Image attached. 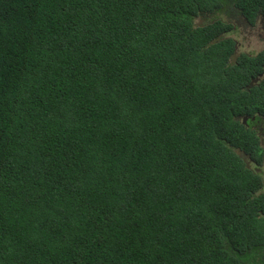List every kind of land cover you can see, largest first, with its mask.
I'll use <instances>...</instances> for the list:
<instances>
[{"label":"trees","instance_id":"obj_1","mask_svg":"<svg viewBox=\"0 0 264 264\" xmlns=\"http://www.w3.org/2000/svg\"><path fill=\"white\" fill-rule=\"evenodd\" d=\"M229 13L264 0H0V264H264Z\"/></svg>","mask_w":264,"mask_h":264},{"label":"flooded vegetation","instance_id":"obj_2","mask_svg":"<svg viewBox=\"0 0 264 264\" xmlns=\"http://www.w3.org/2000/svg\"><path fill=\"white\" fill-rule=\"evenodd\" d=\"M226 17L231 24V30L224 32L223 35L225 34L226 38H231L234 42L230 64H235L242 54L246 58H257L255 75H251L247 82L241 86V89L248 92L253 89H261L264 92V15L257 14L253 23L239 14L229 13ZM239 35L245 36L248 41L244 51L241 49L244 45L237 39ZM252 39L254 40L253 44ZM252 45L258 46V49L252 50ZM238 120L255 135L257 140L256 157L240 151L239 154L248 168L262 176V189L264 191V106H254L252 113L241 115ZM257 157H260L261 160Z\"/></svg>","mask_w":264,"mask_h":264},{"label":"rangeland","instance_id":"obj_3","mask_svg":"<svg viewBox=\"0 0 264 264\" xmlns=\"http://www.w3.org/2000/svg\"><path fill=\"white\" fill-rule=\"evenodd\" d=\"M223 19L225 20V21H228L229 22V19L226 17V16H223ZM238 39V41H240L244 46L241 48L242 49V51H244L246 48H247V43H248V41L246 40V37L245 36H243V35H239V37L237 38ZM252 41V44H253V42H254V40L252 39L251 40ZM255 48L256 49H258V46H253L252 45V50L254 49L255 50Z\"/></svg>","mask_w":264,"mask_h":264}]
</instances>
